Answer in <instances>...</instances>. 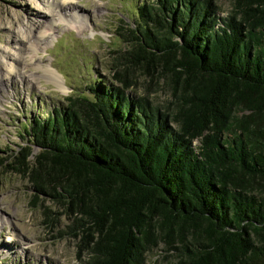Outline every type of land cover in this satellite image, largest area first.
Masks as SVG:
<instances>
[{
	"label": "trees",
	"instance_id": "1",
	"mask_svg": "<svg viewBox=\"0 0 264 264\" xmlns=\"http://www.w3.org/2000/svg\"><path fill=\"white\" fill-rule=\"evenodd\" d=\"M232 4L224 18L213 0L136 7L116 30V85L25 123L12 169L72 218L87 264H145L159 247L173 264H264V0ZM129 68L171 99L130 91Z\"/></svg>",
	"mask_w": 264,
	"mask_h": 264
},
{
	"label": "rangeland",
	"instance_id": "2",
	"mask_svg": "<svg viewBox=\"0 0 264 264\" xmlns=\"http://www.w3.org/2000/svg\"><path fill=\"white\" fill-rule=\"evenodd\" d=\"M153 0H3L0 2V262L3 264H87L89 245L62 206L33 197L28 179L12 169L13 155L30 142L25 123L44 118L64 98L86 93L100 81L116 85L113 64L126 51L116 33L133 27L135 8ZM226 17L233 0H213ZM52 4L51 14L48 5ZM57 5V6H56ZM64 6V7H60ZM63 8V9H61ZM47 70L59 84L48 78ZM130 91L164 106L168 82L140 69L123 70ZM38 149L32 147V155ZM31 157L29 158V161ZM158 250L145 264H173Z\"/></svg>",
	"mask_w": 264,
	"mask_h": 264
},
{
	"label": "bare ground",
	"instance_id": "3",
	"mask_svg": "<svg viewBox=\"0 0 264 264\" xmlns=\"http://www.w3.org/2000/svg\"><path fill=\"white\" fill-rule=\"evenodd\" d=\"M53 6H54V5H52V4H49V5H48V8L50 7V8H49V11H50L51 14L54 13ZM56 6H57V5H56ZM60 7H64V6H60ZM61 9H63V8H61ZM46 73L48 74V78H49L51 81H53V82L56 83V84H59V80H58L57 76H56L52 71L47 70Z\"/></svg>",
	"mask_w": 264,
	"mask_h": 264
}]
</instances>
